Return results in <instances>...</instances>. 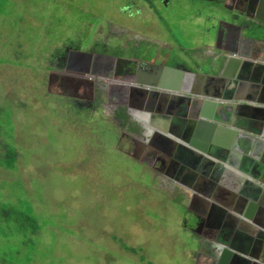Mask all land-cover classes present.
<instances>
[{
  "label": "rangeland",
  "instance_id": "obj_1",
  "mask_svg": "<svg viewBox=\"0 0 264 264\" xmlns=\"http://www.w3.org/2000/svg\"><path fill=\"white\" fill-rule=\"evenodd\" d=\"M182 4L164 14L157 3L162 23L144 0H0V158L4 144L19 153L13 169L0 159V264H209L171 183L118 150L112 110L75 111L50 82L71 47L128 58L160 38L190 49L202 21Z\"/></svg>",
  "mask_w": 264,
  "mask_h": 264
},
{
  "label": "flooded vegetation",
  "instance_id": "obj_2",
  "mask_svg": "<svg viewBox=\"0 0 264 264\" xmlns=\"http://www.w3.org/2000/svg\"><path fill=\"white\" fill-rule=\"evenodd\" d=\"M183 1L193 6L197 21H202L197 25V29L200 27L203 31L198 44H189L192 47L187 50L181 44L157 38L144 46L142 55L140 51L139 55L131 54L128 58L113 54L106 44L87 52L71 47L54 57L52 92L69 99L75 111L85 109L84 112L103 113V110H112V117L122 130L116 142L118 150L157 173L159 179L171 183L175 203L191 217L184 216L182 222L197 239L193 245L197 256L209 264H264V223H241L232 228L234 223L216 219V214L210 213L215 207L196 194L221 201L226 200V194L233 193L232 189L218 188L214 180L219 170L209 158L230 160L229 165L234 163L229 153L210 149L215 132L226 139L228 133L222 134L219 129L227 127L225 123L239 121H234L233 116L240 118L245 113L251 114L254 119L250 120V129L263 135V139L253 137L254 142H264V64H250L229 57L241 56L247 51L254 57L260 49L263 58L264 43L249 38L258 26H262L261 21L264 22V0H144V4L164 23L156 4L160 3L167 14L183 9ZM179 24L183 25L181 21L177 26ZM106 58L116 61L112 63ZM136 83L149 89L145 90L147 100L144 104L140 101L141 93L132 88ZM241 94L249 97L241 100L238 98ZM232 101L236 107L230 106ZM184 102L195 106L191 114L186 105L183 107ZM206 102L211 103L210 107ZM205 105L212 108L206 124H182L183 116L185 122L190 121L189 116L195 115L198 109H208ZM216 112L221 116L220 123L215 119ZM120 113L128 116L129 127L138 126V132L131 133L122 126L117 118ZM167 118L169 122L164 121ZM160 119L163 123L157 126L164 130L158 128L159 131L148 136V129ZM186 129L191 130V140L209 143L206 154L185 158L178 146L173 148L167 137L174 135L176 139H172L176 142L185 136ZM211 130L214 136L209 133ZM122 139L125 146L120 143ZM198 158L197 166L188 170ZM180 160L185 163L182 165ZM223 215L225 211L221 212V217ZM192 258L196 260L194 255Z\"/></svg>",
  "mask_w": 264,
  "mask_h": 264
},
{
  "label": "crops",
  "instance_id": "obj_3",
  "mask_svg": "<svg viewBox=\"0 0 264 264\" xmlns=\"http://www.w3.org/2000/svg\"><path fill=\"white\" fill-rule=\"evenodd\" d=\"M263 49H264V45H263ZM229 57H231L232 59H234L235 61L237 60H242V61H246L249 62L250 64H264V56L262 58V56L259 58L261 60H254L252 57V54L248 51L246 53L243 52V54L241 56L238 55H229ZM263 59V60H262ZM251 68L255 67V65H251ZM247 82H250V80H248ZM234 83L231 84V86L233 87ZM235 86V85H234ZM249 96L245 95V94H241V96H239V99H245ZM236 107V105H235ZM235 115V114H234ZM234 121L239 120L236 124L234 123V125L236 127H234L237 132L240 133H244L247 136H252L255 139H263L262 138V134H258L253 132L252 129H250L249 125H250V120L254 119L251 114H247L245 113L244 115H240L237 117H233ZM252 118V119H251ZM215 119L217 120V123L221 122V116L219 115L218 112L215 113ZM231 121V120H230ZM160 124H152V127L148 129V136H151V134L153 133V131L157 132L158 128L159 129H163L164 128H160L158 126ZM166 129V128H165ZM159 131V130H158ZM216 133V132H215ZM230 140V138H229ZM243 147L242 152L238 153L235 151H232L234 153V155H230L232 157V161L234 163L232 166L227 164V163H223V161L219 158V159H215L212 157H209L210 160L213 161V163L215 164L216 169L218 168V165L224 167L225 169H227L228 171H231L233 173H235L236 175H239L240 177L245 178V181L238 182V180L236 181H231V182H226V185H224L222 183V181L220 180L219 184H218V188L221 190L224 189H234L235 190H243L245 194H243L241 196V199L243 201V204L245 203H252L254 204V213L252 214V220L251 219H245L244 216H242V214H238L236 211H231L228 210V208L226 207L225 203L222 201L217 200L215 197H206L203 196L201 194L196 193L198 196H200V198L205 199L206 201H209V205L211 207H215L214 209L211 208V214H216L215 217L216 219L220 220V222L223 223H234L235 220H238L240 217L248 222V223H264V142H257L255 143L254 141H250L249 139H243ZM233 146V145H232ZM234 147V146H233ZM218 149H221L219 147H217ZM195 151H197L196 149H194ZM216 151V150H215ZM199 155L203 154L201 151H197ZM230 161V160H228ZM227 161V162H228ZM242 169L245 171L244 172H240L236 169ZM257 169L259 171H257ZM219 170V168H218ZM217 170V171H218ZM220 171V170H219ZM152 173H154V171L151 170ZM218 175V174H217ZM247 181H249L248 183H246ZM232 185V186H231ZM235 186V187H234ZM240 189H239V188ZM238 196V194H236ZM215 198V199H214ZM228 204V203H227ZM229 206V204H228ZM245 210V209H243ZM225 211V215H223V217H221V212ZM246 213V212H245ZM227 214V215H226ZM234 219V221H232ZM232 228H234V226H232ZM261 261V260H259Z\"/></svg>",
  "mask_w": 264,
  "mask_h": 264
},
{
  "label": "water",
  "instance_id": "obj_4",
  "mask_svg": "<svg viewBox=\"0 0 264 264\" xmlns=\"http://www.w3.org/2000/svg\"><path fill=\"white\" fill-rule=\"evenodd\" d=\"M261 23H263L262 26H258V28L256 30H254L253 35L251 36V38H249L250 40L258 42V43H264V22L261 21ZM261 52H262V50L258 49L256 55L252 58L254 60H260L259 58H260ZM80 54L86 56V54H84V53H80ZM75 55H76V53H75ZM106 60H109L112 63L116 61L113 58H106ZM240 61H242V60H240ZM53 77H54V74H51V81H50L51 83H52ZM142 86H143V84L136 83V84L132 85V88L133 89L135 88L136 92L141 93L140 94L141 95L140 101L144 104L145 100H147V91H145V90H147L148 88L146 86L145 87H142ZM119 88H121V87L119 86ZM122 88H123L122 90H124V91L128 90V88H126V87H122ZM154 88H160V86L154 87ZM168 98L169 97L166 96V99H168ZM233 101H237V99H234ZM233 101L230 104V106H232L233 104L235 105V103H233ZM109 103L113 104V103H111L110 100H109ZM206 103H208L207 105H209V107H210L211 103L210 102H206ZM183 104H184L183 107H185V105H186L187 111L189 112V114H191L190 112H192V110H193V108H195V106L194 105H192V106L187 105V104H185V102ZM207 105H205V106H207ZM199 107H201V105H199ZM209 107H208V109H206V111H204L203 109L201 111H200V109H198V110L196 109L197 110L196 114L189 116L190 121L185 122L184 116H183L182 124L184 125L185 123H187V124L191 123L190 125H192V124L194 125V124H196V122H199V124H201V125L206 124L211 118L209 115V111H210V109L212 110V108H209ZM188 108H191L190 111L188 110ZM206 113H208V114H206ZM226 114H227V116H226ZM225 116L228 117L227 112H225ZM160 120L161 121H159V120L157 121V124H159L160 122L163 123L162 119H160ZM164 121L169 122L170 119L167 118ZM262 121L264 123V116L262 117ZM173 122H174V120H173ZM225 124L227 125V127L224 126V128H220L219 130H220V132H222V134L226 135L228 133V135L226 136V139L223 135H221L219 133L218 134L215 133L214 141L212 142L213 144L210 147L211 150H216V151H219V153H223V154L229 153L230 155H234V153L232 151H235V152L238 151V153L242 152L241 148L244 145L242 142L243 139H249L250 141H255V139L252 136L249 137L244 133H240V132H237L236 130H234L235 129L234 127H236L234 124H231V123H225ZM190 132H191V130L186 129L184 131L185 136L181 137V139L178 140L179 142L178 141L175 142V140H173L172 138H174V139H176V138L174 135H171V134H170V138L167 137V139L172 142L173 148H176V146H178L179 149H181V151H183L182 155L185 158H189V156L191 158L192 157L194 158V156L198 157L199 154L197 151H201L202 153L206 154L207 153V147H208L209 143L208 142H206L204 144L196 143L194 140H191ZM209 133L214 136V133L212 132V130L209 131ZM258 134H260V132H258ZM229 138H230V140H229ZM225 140H227V142H225ZM213 145H215L216 147L213 148ZM217 147H219L221 149H218ZM194 149H196L197 151H195ZM208 150H209V147H208ZM179 162L182 165H183V163H185L182 160H180ZM194 162H195L194 164H191L190 166H188V168H187L188 170L192 169V167H194V165L197 166V164L199 163V158H198V160H196ZM223 163H227V161L226 162L223 161ZM230 165L232 166L233 164H230ZM218 168L220 171L218 173V177L214 180V182L217 184H219L220 180L222 181V183L224 185H226V182H231L232 180L233 181L238 180V182H241V183H242V181H245V178L240 177L239 175H236L235 173H233L231 171H228L227 169H225L224 167H222L220 165H218ZM236 170L245 173L243 168L242 169L237 168ZM257 171H259V170L257 169ZM248 182L249 181H247L246 183H248ZM231 191L233 193L226 194L227 195L226 200L221 199V201H223L224 203H226L225 201H227V203L229 204V206L227 205L228 210H231L234 212L236 211L238 214H242V216H244L245 219L247 218V219L252 220V214H255L254 213V204H252V203L243 204L244 199L243 200L241 199V196L243 194H245L243 190H235V188H234ZM236 194H238V196ZM243 209H245V210H243ZM241 223H248V222L244 221L240 217L238 220H235V222L233 224L234 228H236V226L240 225ZM225 253L227 254V252H225Z\"/></svg>",
  "mask_w": 264,
  "mask_h": 264
},
{
  "label": "trees",
  "instance_id": "obj_5",
  "mask_svg": "<svg viewBox=\"0 0 264 264\" xmlns=\"http://www.w3.org/2000/svg\"><path fill=\"white\" fill-rule=\"evenodd\" d=\"M117 118L121 121L122 126L129 130V132H138L137 125L134 124V127H129L131 125L126 114L120 113ZM1 148H4V153H1V156H3V158H0L2 159V166H5L8 169H13L19 156L17 149L15 147H6V144L2 145ZM3 213L7 214L9 218L15 219L17 222L25 224L26 228H30L33 232H36L38 230L37 228L39 222L35 219L34 215L28 212H24L23 210L11 207L10 209H4ZM130 251L136 253L134 249H130Z\"/></svg>",
  "mask_w": 264,
  "mask_h": 264
}]
</instances>
